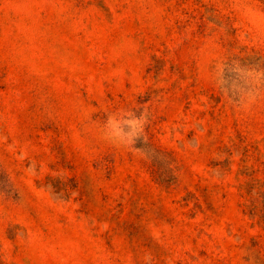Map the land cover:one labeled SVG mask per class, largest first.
<instances>
[{
    "label": "rangeland",
    "instance_id": "rangeland-1",
    "mask_svg": "<svg viewBox=\"0 0 264 264\" xmlns=\"http://www.w3.org/2000/svg\"><path fill=\"white\" fill-rule=\"evenodd\" d=\"M0 264H264V0H0Z\"/></svg>",
    "mask_w": 264,
    "mask_h": 264
}]
</instances>
